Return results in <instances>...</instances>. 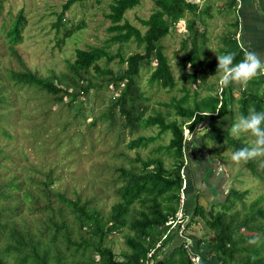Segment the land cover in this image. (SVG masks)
I'll return each mask as SVG.
<instances>
[{"label": "trees", "instance_id": "trees-1", "mask_svg": "<svg viewBox=\"0 0 264 264\" xmlns=\"http://www.w3.org/2000/svg\"><path fill=\"white\" fill-rule=\"evenodd\" d=\"M72 1L65 0L62 3L57 19L53 23L57 28L62 23L63 12ZM138 2L139 0H111L105 16L110 22L106 27L111 32L110 40L121 43L135 41L136 45L141 47L140 51L123 55L119 47L115 52L107 49L106 45L77 47L73 59L67 62V70L60 76H55L54 80L41 77L27 68L15 47L22 39L21 30L25 24L22 10L3 11L0 5L1 29L4 30L10 51L19 65L18 69L9 70L14 81L35 86L54 103L70 104L76 95L86 93L90 87L102 84L103 80L105 84H111L113 93L105 109L99 113V118L106 121V126L115 125L118 111L122 118L121 126L127 127L130 133L149 125H156L159 132L165 130L170 132L166 143L153 147L154 152H159L157 155L142 158L135 154L128 161L130 166L113 167L116 172L115 179L119 181L113 188L117 200L110 204L104 214L93 208L88 200H80L78 196L70 197L62 190L49 187L52 179L48 173L47 181L39 180L42 186L37 188L36 193L25 190L24 195L32 197V212L44 211L45 217L36 234L31 232L29 227L21 226L13 217L8 221L0 220V233H3L5 238V245L0 246V264H11L7 260L10 254L12 264H144L147 250L165 232L168 227L167 218L173 216L176 211L183 179L180 171L185 166L188 176L184 192L191 194L185 195L184 198L183 210L189 215L186 224L194 216L199 215L214 232V238L204 241L197 237L193 245L185 246L182 239L174 234V230L170 231L161 244L167 246L172 239L179 242L169 246L157 264H214L212 261L214 259L217 264H264V205L260 203L264 200V194L250 202L240 214L238 211H231V207L234 199H240L245 191L233 187L227 190L223 200L217 201L221 205L219 209H214L215 203L210 201H207V205L199 203L197 189L194 187L192 191L193 177H190L191 172L183 148L185 141L183 129L187 128L188 132L194 135L195 125L202 120H208V123L200 135H197L199 143L205 138L215 137L218 140L223 139L232 152L248 146L238 138L228 135L226 128L221 132L217 130L221 126L220 122L214 125L216 121H221L226 116L231 120V103L234 98L233 92L236 90L234 85L229 84L227 87H221L219 92L194 97L190 102L185 92L171 102L165 103L179 116L178 121L164 116L169 111L163 114L155 110L152 114L143 115L146 105L137 80L139 63L142 59L146 62L154 59L155 63L148 81L166 88L174 85L175 79L160 40L171 26L179 19L185 18L186 13L189 15L185 18L187 34L181 42L182 73L191 81L199 82L203 69L208 73L217 71V56L208 57L204 30H199L195 25L197 20L202 21L200 15L208 14L209 7L206 4L200 9L197 2L191 0H153L154 7L151 12L145 18H138L144 28L141 31L123 16L127 9ZM229 26L232 27L229 32L221 36L223 47L219 49V54L233 52L234 62H239L244 52L249 51V47L239 45L235 39L238 30L237 19L231 21ZM78 28V23L64 28L58 41L62 42ZM114 57H117L119 63H124L122 73L118 76H114L113 70L107 66L108 61ZM102 59L104 64L100 65L99 60ZM185 66L191 71H185ZM90 68L100 76L99 83L91 80L94 74L90 75ZM263 80L264 75L258 74L247 82V87L240 89L239 115H247L249 109L253 107L257 111H264V89L258 92V89L253 88ZM62 82L64 85H61ZM3 102H6V99L0 96V103ZM1 131L9 135L5 128H1ZM155 137L156 135L137 134L127 141L126 147L128 149L144 147ZM190 143L191 141H187V144ZM117 154L122 156L123 152ZM162 154L172 159L169 166L163 163ZM242 164L264 183V158ZM19 184L20 181H9L6 185L15 188ZM9 195L10 193L1 196ZM20 206V199L13 203H4L0 206V216L3 210L16 214ZM125 228L127 231L122 235L127 251L118 258L106 243V239L114 231ZM42 238L47 241L43 242ZM253 239L257 242L249 243ZM203 244L206 245L204 250L201 247ZM50 246L53 247L51 252ZM61 250L68 251V259H64ZM194 255L199 257L198 262L193 260Z\"/></svg>", "mask_w": 264, "mask_h": 264}, {"label": "rangeland", "instance_id": "rangeland-1", "mask_svg": "<svg viewBox=\"0 0 264 264\" xmlns=\"http://www.w3.org/2000/svg\"><path fill=\"white\" fill-rule=\"evenodd\" d=\"M64 1L0 0L3 11L22 10L25 24L21 30L22 39L15 44V47L27 68L37 75L50 80L60 76L67 70V62L73 59L74 50L77 47L106 45L111 52H115L119 47L123 55L141 50L135 41L121 43L110 40L111 32L106 28L110 22L105 13L108 11L111 0H73L63 12L62 23L57 28L53 23ZM191 1L197 2L200 9L206 4L209 7L208 14L200 15L202 21L195 22L199 30H204L209 58L219 54V49L223 47L221 36L229 32L228 30L232 28L229 24L237 19L236 41L239 45L249 47V51L256 52L261 59H264L262 42H258L257 36L244 26L240 1L238 6L236 2L230 3L231 0ZM153 7V0H139L138 4L127 9L123 16L142 31L144 28L140 25L138 18H145ZM188 15L186 13L185 18ZM185 18L179 19L174 26H171L160 40L175 79L171 88L161 87L155 82L148 81L149 73L155 63L154 59L147 62L142 59L139 63L137 80L146 105L143 115L152 114L155 110L163 114L169 111L164 116L178 121L179 116L165 103L171 102L185 92L190 102L194 97L220 91L219 72L208 73L203 69L199 82H193L180 69L181 42L187 34ZM77 23L79 28L59 42L58 38L63 29ZM99 64H104L103 59L99 60ZM107 66L113 70L114 76H118L122 73L124 63H119L117 57H114L108 61ZM11 68L18 69L19 65L10 51L8 39L0 25V96L6 99V102L0 103V206L4 203H13L17 199H20L21 205L16 214L3 210L0 220L8 221L13 217L21 226L29 227L30 231L36 234L45 217V212H32V197L25 196L24 191L36 193L37 188L42 186L39 180L47 181V173L52 179L49 187L62 190L67 196H78L80 200H88L93 208L103 214L106 213L110 204L117 200L113 188L119 184V181L115 179L116 172L113 167L130 166L128 161L135 154H139L142 158L147 155H157L159 152H154L153 147L166 143L170 132L168 130L159 132L156 125H149L130 133L127 127L121 126L122 118L118 111H116L115 125L106 126V121L99 118V113L105 109L113 93H111V84H105L103 80L102 84L90 87L86 93L76 95L70 104L54 103L35 86L14 81L9 73ZM185 71L191 70L185 66ZM89 72L90 75L94 74L91 80L95 83L101 81L100 76L95 74L92 68ZM232 84L236 89L231 103L232 118L230 120L226 116L221 121H216L214 125L220 122L221 126L217 130L221 132L226 128L227 134L235 137L230 134V126L240 116L238 113L239 91L248 85ZM61 85L64 83L62 82ZM253 88L262 92L264 80L255 84ZM207 123L208 120L198 122L193 130L194 135L188 132L183 142L191 172L190 177H193L192 191L194 187L197 189L199 203L203 205H207V201L215 203L214 209L221 207L220 202L217 201L224 199L230 187L245 191L240 199H234L231 207V211H238L240 214L250 202L256 200L260 194H264V183L253 176L242 163L237 164L231 161L232 151L223 139L205 138L199 143L197 135H200ZM228 124L230 126L227 127ZM1 128H5L9 135L4 134ZM137 134L156 135V137L144 147L128 149L127 141ZM235 138L248 146L254 139L247 133H242ZM187 141L191 143L187 144ZM120 151L123 152L122 156L117 154ZM162 159L166 166H169L172 161L170 156L164 154ZM186 168L187 166L181 169L185 187L188 176ZM9 181H20V184L12 188L6 185ZM7 193H10L8 197L1 196ZM260 203L264 205V200ZM125 231H127L126 228L114 231L106 239V243L118 258L127 251L122 235ZM184 234L189 235L190 238L187 246L193 245L197 237L204 241L214 238V232L199 215L194 216L185 225ZM42 241L47 240L42 238ZM4 242V234L0 233V246L3 247ZM178 242L179 240L172 239L165 247L164 254L169 246ZM201 247L204 250L206 245L203 244ZM52 250L53 247L50 246V252ZM62 254L65 260L68 259V251H62ZM194 259L196 262L199 261L198 256ZM7 260L12 264L11 254ZM214 260H212L213 263L217 264Z\"/></svg>", "mask_w": 264, "mask_h": 264}, {"label": "clouds", "instance_id": "clouds-1", "mask_svg": "<svg viewBox=\"0 0 264 264\" xmlns=\"http://www.w3.org/2000/svg\"><path fill=\"white\" fill-rule=\"evenodd\" d=\"M235 2L237 6L238 1L235 0ZM217 60V72L220 73L218 83L221 87H227L232 83L246 85L258 74L264 75V59H261L254 51H245L239 62H234L235 53L233 52L217 54ZM242 133L250 134L254 139L250 146L234 150L230 155L231 161L240 164L264 158V111H257L254 107L250 108L247 115H240L231 124V135L238 137ZM256 242L255 239L249 241L252 244Z\"/></svg>", "mask_w": 264, "mask_h": 264}, {"label": "built area", "instance_id": "built-area-1", "mask_svg": "<svg viewBox=\"0 0 264 264\" xmlns=\"http://www.w3.org/2000/svg\"><path fill=\"white\" fill-rule=\"evenodd\" d=\"M239 3V0H236ZM237 3V6H238ZM238 32L235 33V37L237 38ZM184 140L185 136H187L188 134V130L187 128H184ZM183 176V175H181ZM184 177V176H183ZM184 179L181 182V186L179 188V194H178V205L176 208L175 213L173 214V216H169L166 220V223L168 224L167 229L165 230V232L160 236V238L154 243L153 246H151L147 252H146V257L144 259V264H157L159 261V258H161L164 254V250H165V245H162L161 242L162 240L167 236V234L170 231L174 230V234L182 239V241L184 242V245L187 246V243H190V238L189 235H185L184 234V228L185 225L187 223L188 217L189 215L187 213L184 212L183 210V206H184ZM197 255L193 256V260L196 262V260L194 258H196Z\"/></svg>", "mask_w": 264, "mask_h": 264}, {"label": "crops", "instance_id": "crops-1", "mask_svg": "<svg viewBox=\"0 0 264 264\" xmlns=\"http://www.w3.org/2000/svg\"><path fill=\"white\" fill-rule=\"evenodd\" d=\"M242 3L241 17L245 28L253 32L264 46V0H239ZM235 2V0H234ZM260 39V40H259Z\"/></svg>", "mask_w": 264, "mask_h": 264}]
</instances>
